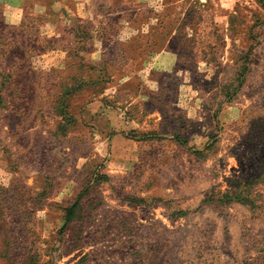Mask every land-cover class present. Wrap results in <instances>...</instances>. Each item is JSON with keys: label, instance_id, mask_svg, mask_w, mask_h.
<instances>
[{"label": "rangeland", "instance_id": "1", "mask_svg": "<svg viewBox=\"0 0 264 264\" xmlns=\"http://www.w3.org/2000/svg\"><path fill=\"white\" fill-rule=\"evenodd\" d=\"M84 1L0 0V264H264V0Z\"/></svg>", "mask_w": 264, "mask_h": 264}, {"label": "crops", "instance_id": "2", "mask_svg": "<svg viewBox=\"0 0 264 264\" xmlns=\"http://www.w3.org/2000/svg\"><path fill=\"white\" fill-rule=\"evenodd\" d=\"M140 2L145 3L147 6L154 8V7H160V5L162 4L163 0H140ZM80 4L81 5L82 4L85 5V1L84 2H80V1L78 2L77 1V6L75 7V12L78 11V16H80L79 13L81 12V9H82L81 6H80ZM134 15H136V14H134ZM155 19L156 18H154L153 21H155ZM164 46L165 45H163L162 50H165Z\"/></svg>", "mask_w": 264, "mask_h": 264}, {"label": "trees", "instance_id": "3", "mask_svg": "<svg viewBox=\"0 0 264 264\" xmlns=\"http://www.w3.org/2000/svg\"><path fill=\"white\" fill-rule=\"evenodd\" d=\"M224 198H226L228 201L240 202L237 195H224Z\"/></svg>", "mask_w": 264, "mask_h": 264}]
</instances>
